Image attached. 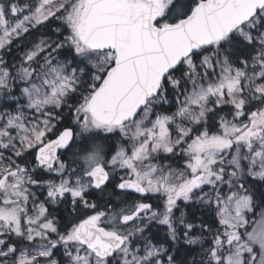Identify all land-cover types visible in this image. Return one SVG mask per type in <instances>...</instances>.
<instances>
[{
  "label": "snow or ice",
  "instance_id": "snow-or-ice-1",
  "mask_svg": "<svg viewBox=\"0 0 264 264\" xmlns=\"http://www.w3.org/2000/svg\"><path fill=\"white\" fill-rule=\"evenodd\" d=\"M0 264H264V0H0Z\"/></svg>",
  "mask_w": 264,
  "mask_h": 264
}]
</instances>
